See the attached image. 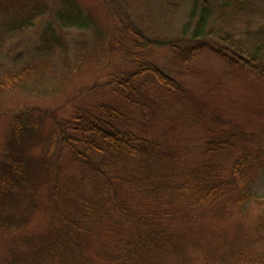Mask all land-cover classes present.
<instances>
[{
    "label": "rangeland",
    "instance_id": "1",
    "mask_svg": "<svg viewBox=\"0 0 264 264\" xmlns=\"http://www.w3.org/2000/svg\"><path fill=\"white\" fill-rule=\"evenodd\" d=\"M75 1L94 24L87 31H58L61 45L43 55L36 52L43 30L48 24H55L64 0H0V32L15 15L16 7L31 9L41 5L46 11L34 29L5 38L0 47V75L24 67L33 70L26 92L0 91V159L11 122L3 112L31 107L44 113L22 147L30 173L29 198L11 200L4 210L0 208V264H59L40 254L34 238L44 233V211L52 203L48 193L53 183L45 173L44 159L56 165V125L69 119L76 106L106 103L117 107L128 119L126 126L162 146L170 168L180 178L210 163L206 143L212 139L211 129L218 122L248 138L216 157L223 168V178L231 176L232 164L245 147L259 153L264 165V81L211 52L198 54L184 67L173 60L175 54L167 46L147 48L150 61L183 82L186 94L179 97L165 92L147 77L141 79L148 86L139 97L145 107L131 106L106 88L80 98L75 96L78 90L102 82L108 74L121 76L134 71L136 62L126 60L113 48L114 33L122 35V27L128 24L154 41L176 42L183 38L186 23L191 29L195 24L196 17L191 19L190 15L192 0ZM208 4L212 10L208 26L223 27L240 40L253 36L264 45V0H208ZM120 40L126 41L123 37ZM17 55L22 58L15 62ZM51 145L54 154L48 150ZM128 166H118L117 171L109 173L125 176ZM61 172L65 185L71 178L92 180V173L83 171L68 153L63 156ZM253 191L256 197L248 204L227 211L190 207L185 201L175 205L173 216L167 221L173 243L154 259L155 264H234L241 255L250 253L255 241L254 227L264 218L263 171L257 172ZM113 229L114 224H109L99 241L83 250L82 264H116L113 257L125 231L112 232Z\"/></svg>",
    "mask_w": 264,
    "mask_h": 264
},
{
    "label": "trees",
    "instance_id": "2",
    "mask_svg": "<svg viewBox=\"0 0 264 264\" xmlns=\"http://www.w3.org/2000/svg\"><path fill=\"white\" fill-rule=\"evenodd\" d=\"M192 5L190 15L191 19L196 17L195 24L191 29L186 23L183 38L176 42L162 44L125 24L123 36L114 33L111 44L126 60L136 62L134 71L121 76L108 74L102 82L78 90L76 98L106 88L131 106L145 107L139 97L147 89V82L142 81L146 77L175 97L186 94L182 81L166 74L148 59L147 48L158 45L167 46L175 54L173 60L184 67L198 54L211 52L227 64L264 81V45L257 43L253 36L240 40L223 27L208 26L212 12L208 0H192ZM16 8L15 15L0 32V47L5 38H15L34 29L46 13L41 5L31 9ZM92 24L94 20L75 0H64L55 24L50 23L43 30L36 52L49 55L55 46L61 45L58 31L68 28L87 31ZM119 36L126 41H121ZM21 58L17 55L15 62ZM32 72L29 67L14 73L2 72L0 91L26 92ZM3 113L11 120L0 159V208L4 210L11 200L30 194L29 166L22 147L25 138L37 129L44 113L31 107ZM127 121L117 107L104 103L76 106L69 119L57 123L56 165L44 159L45 173L53 183L48 193L52 203L44 211V233L34 238L41 255L50 256L59 264H82L83 250L99 241L104 228L114 224L116 229L112 232L125 231L120 239V234L117 237L120 247L112 258L116 264H155L154 259L162 256L173 243V232L168 229L167 221L173 216L175 205L185 201L190 207H218L227 211L240 208L256 197L253 183L257 172H264L259 153L245 147L235 158L228 178H223V168L216 162V157L237 147L238 141L248 139L235 129L232 131L226 124L216 123L211 129L212 139L206 143L210 163L180 178L170 168L162 146L126 126ZM54 145L48 149L52 154ZM65 153L83 171L92 173L91 181L71 178L69 185L62 183L61 164ZM118 166H128L125 176L109 173L117 171ZM254 228L252 250L241 255L234 264H264V218L259 219Z\"/></svg>",
    "mask_w": 264,
    "mask_h": 264
}]
</instances>
